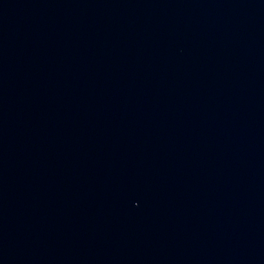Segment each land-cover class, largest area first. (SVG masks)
Masks as SVG:
<instances>
[{"label":"water","instance_id":"obj_1","mask_svg":"<svg viewBox=\"0 0 264 264\" xmlns=\"http://www.w3.org/2000/svg\"><path fill=\"white\" fill-rule=\"evenodd\" d=\"M0 264H264V0H0Z\"/></svg>","mask_w":264,"mask_h":264}]
</instances>
